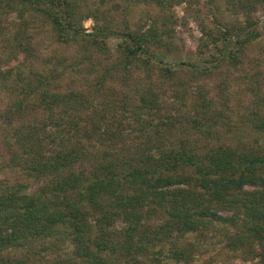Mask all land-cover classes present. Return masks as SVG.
<instances>
[{
	"label": "rangeland",
	"instance_id": "obj_1",
	"mask_svg": "<svg viewBox=\"0 0 264 264\" xmlns=\"http://www.w3.org/2000/svg\"><path fill=\"white\" fill-rule=\"evenodd\" d=\"M77 2L73 17L85 33L102 26L108 31L143 32L151 40L153 55L166 64L191 62L201 67L210 66L213 54L218 55L217 48L225 43L224 39L214 41L208 32L246 26L253 7L248 0ZM255 8L252 13L259 18L262 29L261 4H255ZM26 15L25 21L20 17L16 24H11L14 11L2 16L7 33L0 44L6 47L0 52V193L5 196L22 185L28 193L41 194L40 210L44 211L39 215L45 219L39 216L37 220L42 223H47L48 216L53 218L51 213L57 210L51 205L56 188L59 192L66 187L67 195L58 197H64L59 202L69 208L58 209L66 210L67 217L58 225L47 227L44 236L27 235L24 237L30 241L23 245L0 249V264H83L86 247L108 260L129 264H264V255L259 256L264 254V241L251 236L258 224L255 218H264V204L245 203V208L241 201L245 192L260 188L258 185H233L226 191L225 199L219 201L207 200L204 190L198 188L200 197L195 208L198 205L206 212L210 207L220 221L197 225L185 234L174 232L176 235L166 243L142 242L146 252L138 255L135 249L127 251V247L133 239L132 244L138 249L141 227L135 216L124 217L118 205L119 195L107 196L98 191L94 194L93 189L91 193H80L78 183H73L77 177L104 174V166L135 156V150L144 146H135L136 143L144 144L147 137L152 155L160 148L166 150L160 155L170 151L178 155L180 149L205 152L219 141L240 149L264 151V130L250 124L258 118L264 122V37L248 43L237 64L229 63L227 58L207 74L185 68L175 70L167 79L160 66L146 64L144 56L120 63L124 56L118 36L80 35L65 40L52 24L32 20L33 13H26L23 18ZM27 42L30 47L15 45L24 46ZM233 48L237 50V46ZM114 69L121 73L111 78ZM123 70L132 72V85L125 89L119 81ZM34 86L36 89H32ZM122 93L127 95L126 108L115 107L113 111L122 121L123 137H102L97 132H105L111 123L99 116L106 112L100 102L113 94L118 96L113 97L117 102ZM153 94L158 100L153 105L143 104ZM206 98L214 99L216 108L202 107L201 101ZM19 100L25 103L23 107L16 103ZM134 108L138 119L128 112ZM195 109H199L198 113ZM169 114L180 115L177 124L166 122ZM133 128L140 134L136 139L130 135ZM259 173L264 174V167ZM64 181L67 182L63 184ZM193 184L196 182L174 184L161 191L168 190L170 194L178 187L191 188ZM24 192L18 190L15 198ZM129 193L134 194V190ZM166 206H170L168 202ZM149 209L151 205L144 208V218ZM75 210L84 213L87 222V226L80 223L86 227L81 238L85 247L77 251L72 241L78 235L72 227ZM144 218L140 222L154 228L162 217ZM262 226L261 223L259 228Z\"/></svg>",
	"mask_w": 264,
	"mask_h": 264
},
{
	"label": "trees",
	"instance_id": "obj_2",
	"mask_svg": "<svg viewBox=\"0 0 264 264\" xmlns=\"http://www.w3.org/2000/svg\"><path fill=\"white\" fill-rule=\"evenodd\" d=\"M158 2L161 3L162 0H158ZM256 2L261 4V10L263 11L264 16V0H248V5L250 7L253 5L251 11H256ZM74 5L77 7V0H0V36L3 37V39H0V44L4 41V36L7 33V29L3 23V15H8L11 10L14 11L16 16L11 20V24H16L17 19H20V17H22L23 21L27 19V15L26 18H23L26 13H33V17L31 16L32 20L39 19L42 23L47 22L52 24L56 28L60 37L65 40L76 38L80 35L91 36L92 38L118 36L120 38L118 46L125 59L121 60L120 63L125 64L132 57L144 56L146 58V64L160 66L159 69L163 72V76L169 79L174 75V72L177 69L186 68L207 74L212 68L217 69V67L221 65L220 63L227 58L230 60L229 63L237 64V62H239L238 59L240 58L239 55H245L246 45L257 40L259 37H264V24L262 29H260L259 18L255 17V12L252 13L249 11V19L246 26L228 27L224 30L219 29V32H208V36L214 39V41L217 39L225 40V43L217 48L219 54H213L210 59V66L201 67L191 62H179L170 65L153 55L151 45L149 44L151 40H148L147 35L143 32H135L134 30L132 31L129 29L124 31H108V28L102 26L96 31L85 33L84 30H82L81 24L73 17ZM18 25L20 24L18 23ZM18 28L20 29V26H18ZM96 40L97 39H94L93 41ZM15 45L22 47V49L30 47L28 42L24 46L20 44ZM233 45L237 46L236 51L234 50ZM3 49L6 51V47L2 44V46L0 45V52H2ZM8 68L10 69V67ZM122 72L123 75L119 77V81L124 86L123 89H125L127 86L132 85L130 77L132 72L126 70H123ZM115 73L121 72L114 69L110 77L112 78ZM36 87L37 86H34L32 89H36ZM113 97L117 98L118 96L113 94ZM113 97L105 96V99L100 102V105L106 112L100 113L99 116L102 117V120L105 118L108 119V122L111 124L106 125L105 132L97 133L106 138L118 136V138H121L123 137L121 134L122 121L120 122L117 113L113 111V109L115 107H120L124 110L126 108L125 103L127 101V95L126 93H122L117 102L114 101ZM147 99L143 101V104L153 105L154 102L158 100L157 96L154 94L151 97L148 96ZM206 99L201 101L202 107H205V105H212L216 108L214 105L216 104V101L214 99ZM16 103L20 104L19 106L22 107L25 104L22 100H19ZM106 103H110V107H106ZM193 107L194 103L192 105V110ZM10 108L11 105L9 109ZM198 111L199 109H195L196 113H198ZM128 112L131 116L138 119L135 108L133 110L129 109ZM256 115L259 114L257 113ZM123 117L126 119V116ZM185 119H187V117ZM78 120L83 119L78 118ZM178 120H180V115L178 116L177 114H169L166 117V122L169 124H177ZM261 121V118H258L252 119V121L249 122L253 128L262 131L264 130V122ZM151 122L152 119H150V124ZM180 123L187 122L182 121ZM138 124H140V122ZM118 126L120 128L117 131L116 129ZM155 126L159 127V124H155ZM138 131L140 134L143 133V128L140 127ZM140 134H138L133 128L130 135H133L136 139ZM148 139V137L147 139L145 138L144 144L136 143L135 146H144L135 150V156L121 158V160L112 163L114 166L109 164L106 168L104 166V170H106L103 172L104 174L98 173L95 176L86 178L77 177V180L73 182L75 184L78 183V187L80 186L78 189L80 193H91V190L93 189L92 193L94 194L98 191V193L108 194L107 196L119 195L118 205L121 206L125 215L124 217H130L131 215L135 216L137 218V224L141 227L140 246L137 249V247L132 244V239L127 247V251L135 249L136 253L139 255L140 253L146 252L145 247H142V245H144L143 243L148 242L153 243L154 245L166 243L176 235L174 232L185 234L186 232L195 230L197 225L202 226L207 223L220 221L218 220L219 218L215 217L216 212L211 211L210 207L207 208L206 212H204L198 205L195 208V202L199 199L198 197H200L198 196L200 194L197 190L198 188L204 190L203 194L209 197L206 198L207 200L211 199L219 201L220 199H225L226 191L233 185L238 187H241L244 184L258 185L260 188L245 192V196L241 198V201H243L242 203L245 208H247L245 203L264 204V174L262 175L259 173V169L264 167V151L248 150L247 148L240 149L232 144H228L229 142L219 141L215 147H212L205 152H190L185 149H180L178 150V155L172 151L160 155L166 151L160 148L157 154L152 155L151 147L149 148V143L151 141ZM146 148H149L147 152ZM247 168L250 169L249 172L245 170ZM191 181L196 182L195 186L193 184L191 188L178 187L176 190L169 191L170 194L168 193V190L161 191V189H166L174 184H178V186L181 184L191 185ZM66 182L67 181H64L63 184ZM16 189L17 190H12V192L5 196L0 193V249H8V247L23 245L21 243L30 241L28 237H24L27 235L36 234L40 235V237L44 236L43 234L47 227H54L55 225H58L59 221H64L67 217L66 210H62L61 212L58 210L59 208L64 207L69 208L68 204L59 202L63 201L64 197H58L62 196L61 194L63 193L67 195L66 187H63L59 192L57 188L55 189L56 192L52 198L51 205L57 210L52 211L51 214H53V218L50 216L47 217V223H42L40 221V219H45V216L39 215L41 211H44V209L40 210V205H42L40 203L42 200L41 194H37L36 192L28 193L27 188L22 185ZM22 189L25 190V192L16 199L15 194H17L18 190ZM132 190H134V194L129 193V191ZM123 193L126 194L121 196ZM147 194L154 195V198H148ZM43 198L46 199L44 196ZM57 198L61 199L55 200ZM167 202L170 206H166ZM147 203H149L148 205H151V209L146 211L147 215L145 218L154 215H161L162 217L160 223L154 228L140 222L141 219L144 218V208L148 206ZM112 207L117 211H121V209L117 208L115 205ZM74 213L76 217L73 221L74 225H72V227L78 232V235L73 237L72 241L76 243L77 251L78 249H83L85 247V245L82 244L83 240L81 238L84 237L83 229H86L85 226H87V222L84 221V213H81L79 210H75ZM39 216L40 219L37 220ZM207 218L210 219L206 220ZM255 219L258 224L253 228L254 232L251 236L254 235V237H258L259 241L263 242L264 232L262 231H264V226H262V228L259 227H261V223L264 224V218L263 216H257ZM80 223H83L85 226ZM31 230L33 231L32 233ZM86 249L84 248L83 264H129V262L125 263L108 260L105 255H103V257L99 256L90 250L89 247H86ZM263 255L264 254L262 253L259 254L262 258ZM179 259H182V257Z\"/></svg>",
	"mask_w": 264,
	"mask_h": 264
}]
</instances>
